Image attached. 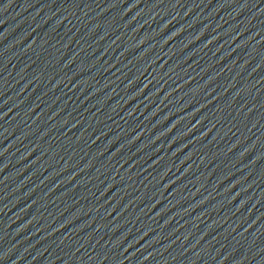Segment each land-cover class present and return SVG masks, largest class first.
<instances>
[{
  "label": "water",
  "instance_id": "obj_1",
  "mask_svg": "<svg viewBox=\"0 0 264 264\" xmlns=\"http://www.w3.org/2000/svg\"><path fill=\"white\" fill-rule=\"evenodd\" d=\"M244 103L264 157V0H216Z\"/></svg>",
  "mask_w": 264,
  "mask_h": 264
}]
</instances>
